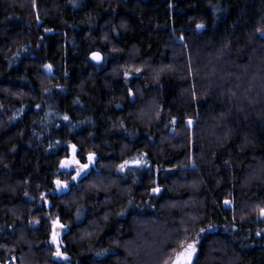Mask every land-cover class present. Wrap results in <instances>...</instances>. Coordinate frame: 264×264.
I'll list each match as a JSON object with an SVG mask.
<instances>
[{"label":"trees","instance_id":"16d2710c","mask_svg":"<svg viewBox=\"0 0 264 264\" xmlns=\"http://www.w3.org/2000/svg\"><path fill=\"white\" fill-rule=\"evenodd\" d=\"M262 209L264 0H0V264H264Z\"/></svg>","mask_w":264,"mask_h":264},{"label":"rangeland","instance_id":"374dc122","mask_svg":"<svg viewBox=\"0 0 264 264\" xmlns=\"http://www.w3.org/2000/svg\"><path fill=\"white\" fill-rule=\"evenodd\" d=\"M76 151H77V148L74 145L69 146V154L65 159H63L61 161V168L66 172H71L73 176L78 177L79 175L86 172L89 168H91L93 166V158L89 156L88 161L81 162L79 160V158H77V156H76ZM73 158L76 161H79V164L71 163V166H69V167H63L62 166V162H64V163L71 162L73 160ZM140 160H141L140 157H134V158L128 159L126 162H124L122 166L125 167V166L129 165V163H132V162L140 163ZM80 165H88V167L81 170ZM78 172H79V175H77ZM67 186H68L67 181H61L60 184H57V187H59V189H61V190L65 189ZM65 230H66V227L57 218H55L52 221L51 241L55 242V253L56 254L61 253V249H62V245H63L61 239H62V234L64 233ZM197 242H198V237H193L192 239L187 240L184 245H186L188 243H194L195 248H196V252H197ZM182 250H183V246L175 253L172 260H174L177 256V254L180 253ZM196 252L193 254L191 264L193 263V260L196 256ZM172 260L169 264H172Z\"/></svg>","mask_w":264,"mask_h":264},{"label":"snow or ice","instance_id":"6c2138e0","mask_svg":"<svg viewBox=\"0 0 264 264\" xmlns=\"http://www.w3.org/2000/svg\"><path fill=\"white\" fill-rule=\"evenodd\" d=\"M198 27H202V25H198ZM98 59V55L96 56ZM139 71V70H137ZM71 163L79 164V161H76L74 158L71 162L64 163L62 162L63 167H69L71 166ZM88 165H80L81 170L84 168H87ZM79 175V172L77 173ZM75 179V177H73ZM58 184H60V181H57ZM66 186V185H65ZM262 214H264V209L261 210ZM196 252L195 244L194 243H188L186 245H183V250L177 254L176 258L172 260V264H191L193 254ZM57 255H61L60 253H57ZM165 264H168V261L165 262Z\"/></svg>","mask_w":264,"mask_h":264},{"label":"water","instance_id":"95a60500","mask_svg":"<svg viewBox=\"0 0 264 264\" xmlns=\"http://www.w3.org/2000/svg\"><path fill=\"white\" fill-rule=\"evenodd\" d=\"M97 55L99 57L98 59L96 58ZM91 58L96 63H99L101 61V56H100V54L98 52L92 53ZM138 164H139L138 162L129 163L130 166H135V167L138 166Z\"/></svg>","mask_w":264,"mask_h":264}]
</instances>
